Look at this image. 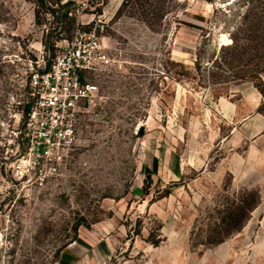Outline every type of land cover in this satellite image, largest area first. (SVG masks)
<instances>
[{
    "label": "rangeland",
    "instance_id": "374dc122",
    "mask_svg": "<svg viewBox=\"0 0 264 264\" xmlns=\"http://www.w3.org/2000/svg\"><path fill=\"white\" fill-rule=\"evenodd\" d=\"M67 1L0 0V264H264V0ZM78 30L114 59L40 183L17 101Z\"/></svg>",
    "mask_w": 264,
    "mask_h": 264
},
{
    "label": "built area",
    "instance_id": "2783aa9c",
    "mask_svg": "<svg viewBox=\"0 0 264 264\" xmlns=\"http://www.w3.org/2000/svg\"><path fill=\"white\" fill-rule=\"evenodd\" d=\"M96 31L78 30L54 57L36 55L27 69L26 98L18 100L24 121L22 163L40 183L63 175L80 147L81 121L98 101L100 83L93 71L110 63Z\"/></svg>",
    "mask_w": 264,
    "mask_h": 264
},
{
    "label": "trees",
    "instance_id": "16d2710c",
    "mask_svg": "<svg viewBox=\"0 0 264 264\" xmlns=\"http://www.w3.org/2000/svg\"><path fill=\"white\" fill-rule=\"evenodd\" d=\"M72 4H74V2L73 1H71V0H68L67 2H65L64 3V8H65V10H66V13H65V15H66V17L67 18H69L70 20H72L73 22L75 21V19H76V17L75 16H69V14L70 13H72V11L70 10V7H71V5ZM54 45H55V43H54ZM53 45V46H54ZM55 56V55H54ZM53 56V57H54ZM21 136V135H20ZM76 239V238H75ZM65 245L64 246H62V248L63 249H65ZM71 257L70 256H68V254L66 253V252H63V255H62V257H61V261H60V263L61 264H70L71 263V259H70Z\"/></svg>",
    "mask_w": 264,
    "mask_h": 264
},
{
    "label": "water",
    "instance_id": "95a60500",
    "mask_svg": "<svg viewBox=\"0 0 264 264\" xmlns=\"http://www.w3.org/2000/svg\"><path fill=\"white\" fill-rule=\"evenodd\" d=\"M143 132H144V126L142 125L141 128H140V130H139V133L140 134H143Z\"/></svg>",
    "mask_w": 264,
    "mask_h": 264
}]
</instances>
